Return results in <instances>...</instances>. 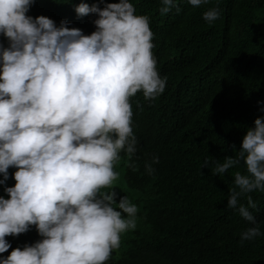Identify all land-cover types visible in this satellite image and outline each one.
Here are the masks:
<instances>
[{
	"label": "clouds",
	"instance_id": "1",
	"mask_svg": "<svg viewBox=\"0 0 264 264\" xmlns=\"http://www.w3.org/2000/svg\"><path fill=\"white\" fill-rule=\"evenodd\" d=\"M33 3L0 0V34L8 41L0 44V185L8 194L0 195V253L10 248L6 236L33 225L41 239L13 248L0 264H105L121 233L136 227L137 205L112 189L120 153L136 152L130 98L138 90L156 98L167 78L156 68L149 18L132 0L75 5L78 16L96 14L90 34L65 19L57 25L28 15ZM172 8L180 11L178 0H161V13ZM218 16L215 6L202 13L208 23ZM241 162L246 171L234 173L238 190H229L227 207L250 222L243 242L264 234L252 196L240 202L264 191V117L246 129L235 155L214 158L211 172ZM10 166L15 183L7 186ZM145 168L153 171L151 163Z\"/></svg>",
	"mask_w": 264,
	"mask_h": 264
},
{
	"label": "trees",
	"instance_id": "2",
	"mask_svg": "<svg viewBox=\"0 0 264 264\" xmlns=\"http://www.w3.org/2000/svg\"><path fill=\"white\" fill-rule=\"evenodd\" d=\"M81 2L34 0L27 14L45 15L57 25L65 19L71 22L66 26L90 34L96 14L78 16L74 8ZM83 2L103 7L117 0ZM132 3L149 18L156 68L167 79L156 98L139 90L130 98L136 152L120 153L112 189L117 199L126 196L137 205L136 227L121 233L105 264H264V234L241 242L250 222L227 207L229 190L237 188L234 173L246 171L243 162L211 172L214 158L235 155L246 129L264 117V103L258 104L264 102V0H206L198 7L178 0L180 11L168 13L159 11L161 0ZM213 6L219 16L208 23L202 13ZM0 44H8L3 34ZM14 171L10 166L7 186L15 183ZM4 187L0 195L7 198ZM247 195L256 202L250 211L264 233V191L245 194L241 203ZM5 238L10 248L0 253L4 257L41 239L34 225Z\"/></svg>",
	"mask_w": 264,
	"mask_h": 264
}]
</instances>
